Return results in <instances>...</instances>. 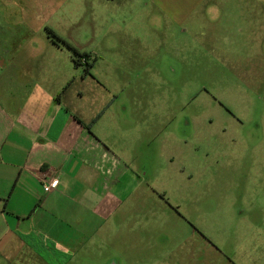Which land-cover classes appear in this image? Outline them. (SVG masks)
I'll list each match as a JSON object with an SVG mask.
<instances>
[{
	"label": "rangeland",
	"instance_id": "1",
	"mask_svg": "<svg viewBox=\"0 0 264 264\" xmlns=\"http://www.w3.org/2000/svg\"><path fill=\"white\" fill-rule=\"evenodd\" d=\"M67 7L69 43L86 55L77 78L94 65L81 103L93 114L113 100L109 117L128 116L132 132L119 141L138 157L140 185L123 180L120 247L109 235L104 256L264 264V0Z\"/></svg>",
	"mask_w": 264,
	"mask_h": 264
},
{
	"label": "crops",
	"instance_id": "2",
	"mask_svg": "<svg viewBox=\"0 0 264 264\" xmlns=\"http://www.w3.org/2000/svg\"><path fill=\"white\" fill-rule=\"evenodd\" d=\"M69 1L0 0V264H123L104 256L106 239L120 247L138 157L119 141L132 132L128 116L109 117L113 100L93 114L81 103L93 69L77 78L74 50L50 32L74 40ZM41 173L57 189L45 192Z\"/></svg>",
	"mask_w": 264,
	"mask_h": 264
},
{
	"label": "built area",
	"instance_id": "3",
	"mask_svg": "<svg viewBox=\"0 0 264 264\" xmlns=\"http://www.w3.org/2000/svg\"><path fill=\"white\" fill-rule=\"evenodd\" d=\"M40 181L44 187L45 192L49 193L59 186V179L57 177H53L51 175L41 173L39 176Z\"/></svg>",
	"mask_w": 264,
	"mask_h": 264
},
{
	"label": "trees",
	"instance_id": "4",
	"mask_svg": "<svg viewBox=\"0 0 264 264\" xmlns=\"http://www.w3.org/2000/svg\"><path fill=\"white\" fill-rule=\"evenodd\" d=\"M50 31V30H49ZM51 32V35L54 36V38L57 40V41H60L61 43L67 45V47L71 48L72 50H74L75 52V55H76V65H81V62L82 60L86 59V55L81 53L78 49L74 48L72 45H70L69 43H67L66 41H64L63 39H61L60 37H58L56 35L55 32L53 31H50Z\"/></svg>",
	"mask_w": 264,
	"mask_h": 264
},
{
	"label": "flooded vegetation",
	"instance_id": "5",
	"mask_svg": "<svg viewBox=\"0 0 264 264\" xmlns=\"http://www.w3.org/2000/svg\"><path fill=\"white\" fill-rule=\"evenodd\" d=\"M84 60H85V59H84ZM86 63H87V60H86ZM93 66H94V65H93V64H90V62L88 61L87 66H86V67H88L87 69H92Z\"/></svg>",
	"mask_w": 264,
	"mask_h": 264
}]
</instances>
